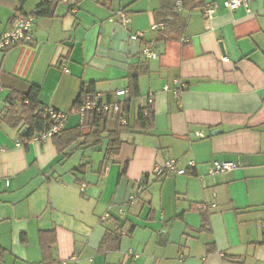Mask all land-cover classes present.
<instances>
[{"label":"crops","instance_id":"1","mask_svg":"<svg viewBox=\"0 0 264 264\" xmlns=\"http://www.w3.org/2000/svg\"><path fill=\"white\" fill-rule=\"evenodd\" d=\"M46 1L26 0L21 12ZM53 1V16L35 17L33 44L0 53V178L11 181L0 189V264H40L42 231L54 232L53 264H264V0L250 13L225 0ZM174 4L179 19L166 24ZM19 10L0 0V34ZM122 10L126 28L109 20ZM137 32L143 38L131 40ZM145 45L159 58H145ZM130 76L139 96L117 156H106L113 115L99 144L78 140L63 153L3 122L9 101L21 109L17 98L38 86L41 107L69 114L64 128H75L83 91L122 102L115 93L128 91ZM149 105L154 125L144 130ZM171 157L185 168L194 161L195 174L156 177ZM216 160L238 169L210 175Z\"/></svg>","mask_w":264,"mask_h":264},{"label":"trees","instance_id":"2","mask_svg":"<svg viewBox=\"0 0 264 264\" xmlns=\"http://www.w3.org/2000/svg\"><path fill=\"white\" fill-rule=\"evenodd\" d=\"M20 5L18 15L10 21L17 20V18L25 13L21 12L22 7L26 3V0H17ZM56 1L48 0L41 4L36 10L35 14H31L34 17L38 16H53L50 11V6ZM175 3V2H174ZM125 11V10H124ZM170 16L166 18V24L178 21V14L176 7L170 11ZM1 28V23H0ZM129 88L126 100L118 102L113 100L111 95H105L108 101L122 103V113L108 114L105 112L90 111L83 117V123L72 129L63 128L58 133L51 137V140L59 153H63L67 148L78 140H83L84 144H90L92 146L99 144L104 139L106 133V123L112 116L116 118V127L114 130L107 132V138L109 139L108 147L106 150V156L112 157L117 156L120 153L123 141L121 135L129 132L128 115L130 111V102L139 96V85L137 76H130ZM97 93L89 91H83L77 100L76 108L82 105V102L87 98L94 97ZM40 88L33 86L28 94L21 95L17 100L22 104V108L18 109L15 101L10 100L12 108L9 109L4 117L3 122L19 131L21 138L26 140H32L35 136H40L50 130L53 125V121L49 113L44 107H41L39 102ZM127 118V123L124 125L121 123L122 117ZM139 120L144 130H149L154 125V107L149 105L144 109H141L139 114ZM26 128V134H22V130ZM89 130V132H86ZM203 210V208H200ZM54 232L53 231H42L40 233V244L43 253V261L40 264H53L47 255L50 253L52 246L54 245Z\"/></svg>","mask_w":264,"mask_h":264},{"label":"built area","instance_id":"3","mask_svg":"<svg viewBox=\"0 0 264 264\" xmlns=\"http://www.w3.org/2000/svg\"><path fill=\"white\" fill-rule=\"evenodd\" d=\"M63 2H68L69 0H59ZM254 0H225L223 2V7L227 9L228 11H236L237 9L241 7H245L246 11L248 13L251 12L250 4ZM177 9H181L182 2L178 1L176 3ZM218 8V4H211L204 10V15L207 18H212L215 16L216 11ZM116 17L121 24L122 27L126 28L131 24V18L125 11H118L114 16H112L109 20L111 22H114L116 20ZM163 28V24H155L151 27L152 30H158ZM34 34H35V17L31 14H22L20 15L15 25L0 34V53L5 52L8 49H10L13 46L19 45V44H27L31 45L34 42ZM144 36V33L137 32L131 35V40L133 41H140ZM142 55L151 60H155L159 58V53L156 51L151 45H145L142 49ZM168 89V87H166ZM173 89L175 96L177 98H180V95L182 93V90L184 89V84L176 80L173 84ZM128 93L127 90H118L116 91L115 95L116 97H124ZM46 111L49 113L51 120L53 121V125L51 126L50 130H48L46 133L36 137V140L38 141H47L51 139V137L58 133L60 130H62L65 127V123L69 117V114L67 113H61L51 108H45ZM90 111H97L99 113L105 112L108 114L112 113H122L123 112V106L122 103L118 102H111L108 101L105 95L102 93H97L94 97L87 98L82 102V105L78 108H75L72 112L78 113L82 117L85 116L87 112ZM122 124L127 123V118L125 116L121 119ZM196 136L198 138H204L205 134L203 132H196ZM197 168V164L194 161H191L189 163V166L187 168L182 167V164L180 160L176 158H169L165 161V163L160 166L156 167L154 169V174L156 177H162L165 175H177V176H183L187 174H195V170ZM238 169V165L233 162H222V161H214L208 166V173L210 175H216V174H224L231 171H234ZM148 183V180H146ZM9 188L11 186V181L9 179H1L0 178V189L2 187ZM215 205H213L214 207ZM204 205H201L200 208H204ZM109 217V214H107L103 219H106ZM132 254V253H130ZM134 258H139V255H133ZM63 264H76V258H72L69 261H65Z\"/></svg>","mask_w":264,"mask_h":264},{"label":"water","instance_id":"4","mask_svg":"<svg viewBox=\"0 0 264 264\" xmlns=\"http://www.w3.org/2000/svg\"><path fill=\"white\" fill-rule=\"evenodd\" d=\"M221 49H222V51H224V47H223V45H221ZM25 132H26V131H23V134H25ZM213 134H216V133H213Z\"/></svg>","mask_w":264,"mask_h":264}]
</instances>
